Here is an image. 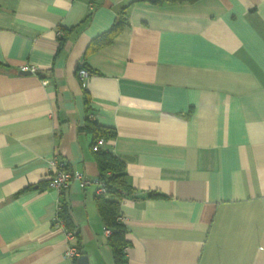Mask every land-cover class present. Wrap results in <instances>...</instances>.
I'll use <instances>...</instances> for the list:
<instances>
[{"label":"crops","instance_id":"crops-1","mask_svg":"<svg viewBox=\"0 0 264 264\" xmlns=\"http://www.w3.org/2000/svg\"><path fill=\"white\" fill-rule=\"evenodd\" d=\"M0 62V264H114L95 185L63 191L69 240L46 183L53 153L97 177L87 116L138 195L128 264H264V0H0Z\"/></svg>","mask_w":264,"mask_h":264},{"label":"trees","instance_id":"trees-1","mask_svg":"<svg viewBox=\"0 0 264 264\" xmlns=\"http://www.w3.org/2000/svg\"><path fill=\"white\" fill-rule=\"evenodd\" d=\"M176 1L195 2L197 0H152L153 3L157 4L162 2ZM124 20V13L121 12L119 17L110 26V28H108L105 32L100 34L97 39L94 40V42H96L95 44L106 42L109 38H111V36L119 30ZM64 37V35L58 37V49H61L64 42ZM1 64L2 63L0 62V66ZM83 129L92 135L90 148L98 168L97 179L103 183L105 188L104 194H95V206L103 222L104 228L110 231V233L107 235V244L111 249L114 264H128L126 248L129 245V242L125 237L126 228L120 220L121 214L119 208L122 199H137L138 195L135 189L126 180V172L123 161L103 147H100L97 150L92 149V145L97 139H102L105 142V140L114 136L115 131L111 127L100 125L95 119H92L89 116L86 117V122L83 125ZM153 194V192H148L145 195L146 197H151ZM55 219L61 220L65 230L71 232L73 238H77L78 233L73 228L68 212V206L64 200L63 191L60 193ZM75 247L80 255V247L77 243H75ZM72 259L75 261L77 257Z\"/></svg>","mask_w":264,"mask_h":264},{"label":"built area","instance_id":"built-area-1","mask_svg":"<svg viewBox=\"0 0 264 264\" xmlns=\"http://www.w3.org/2000/svg\"><path fill=\"white\" fill-rule=\"evenodd\" d=\"M87 2L89 9H93L97 0H84ZM20 71H28L31 73L37 72V68L34 65L24 64L20 66ZM77 75L81 81H84L89 75L90 72L85 68H78ZM104 140L97 139L96 142L92 145L93 150H97L100 147H103ZM71 181H76L80 188H84L87 185L93 183L96 187L95 194H104L105 188L103 183L97 179V177L91 179L84 175L83 173L74 172L65 166V163L59 158L56 153L50 157L47 166V174H46V183L48 188H53L59 191L60 193L64 191L70 184ZM122 221V218L120 217ZM55 223L59 224L64 228L63 222L61 220L55 219ZM65 230V228H64ZM66 235L69 240L73 239L72 233L66 231ZM105 234H109L110 231L104 228ZM79 253L75 247V245L70 244L69 247L65 251V257L70 259L74 257H78Z\"/></svg>","mask_w":264,"mask_h":264},{"label":"water","instance_id":"water-1","mask_svg":"<svg viewBox=\"0 0 264 264\" xmlns=\"http://www.w3.org/2000/svg\"><path fill=\"white\" fill-rule=\"evenodd\" d=\"M21 73H29L28 71H20ZM78 264H87V258L85 255H79L77 258Z\"/></svg>","mask_w":264,"mask_h":264}]
</instances>
